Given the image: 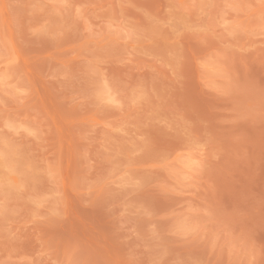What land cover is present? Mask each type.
<instances>
[{"label":"rangeland","instance_id":"rangeland-1","mask_svg":"<svg viewBox=\"0 0 264 264\" xmlns=\"http://www.w3.org/2000/svg\"><path fill=\"white\" fill-rule=\"evenodd\" d=\"M0 264H264V0H0Z\"/></svg>","mask_w":264,"mask_h":264}]
</instances>
